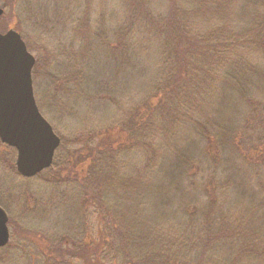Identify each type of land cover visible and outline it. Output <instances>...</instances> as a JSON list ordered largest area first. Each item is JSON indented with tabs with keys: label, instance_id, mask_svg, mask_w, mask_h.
Wrapping results in <instances>:
<instances>
[{
	"label": "trees",
	"instance_id": "trees-1",
	"mask_svg": "<svg viewBox=\"0 0 264 264\" xmlns=\"http://www.w3.org/2000/svg\"><path fill=\"white\" fill-rule=\"evenodd\" d=\"M158 1L120 0L93 23L90 1L11 6L49 44L28 49L58 58L41 69L62 142L37 176L64 188L50 199L73 206L72 224L45 264H264V0ZM112 107L120 117L102 118ZM62 113L79 118L75 135ZM15 152L0 140L2 170L18 174Z\"/></svg>",
	"mask_w": 264,
	"mask_h": 264
},
{
	"label": "rangeland",
	"instance_id": "rangeland-1",
	"mask_svg": "<svg viewBox=\"0 0 264 264\" xmlns=\"http://www.w3.org/2000/svg\"><path fill=\"white\" fill-rule=\"evenodd\" d=\"M16 0H0V5L4 7L6 15L3 14L0 17V31L5 32L10 28L16 29V25L21 26L23 28V39L26 41L27 46L32 42L33 44L39 43L41 45L45 44L47 46L46 39H41L39 32L33 28L32 20L28 18V15L26 13V19H21L18 21V17L16 13L11 10V6L13 2ZM20 2H24V0H19ZM46 1V0H44ZM50 1V0H49ZM52 3H57L58 5L62 7H68L70 6L71 11L79 13L84 12L85 8H88L87 4L89 1L92 3L89 6V15H90V22L94 19L100 21L101 18L100 13L101 11H104V14L112 13L111 11L113 8L116 7V2L120 0H51ZM153 3H158V0H150ZM22 2V3H23ZM20 3H16V10L19 9ZM25 6V5H24ZM29 9V4H26V7ZM52 14V13H51ZM53 15V14H52ZM78 17L75 16L74 19H77ZM106 18V17H105ZM110 18H106L104 20L105 22H108ZM18 30V29H16ZM66 35L64 36L66 38V42L69 44H72L73 39H75L77 42L79 40V30L76 27H73L71 29L65 30ZM28 34V36L26 35ZM36 45V44H35ZM49 46V44H48ZM47 46V47H48ZM36 51L33 52L35 57L37 55H42L41 62H39V67L36 68L35 74L33 75V82H34V90H35V96L36 100H38L39 106L42 110V113L47 117L48 115V108L47 103H44L45 99H48V80L45 78V74L48 72L56 71V65H58V58H55L51 55L50 50L52 48H46V52L39 53V48H35ZM34 49V50H35ZM56 51V50H54ZM46 60L44 58V54ZM58 57V56H57ZM37 58V57H36ZM35 58V59H36ZM43 59L46 63L47 71L44 74L43 69H41L43 66ZM37 62V59H36ZM36 66V63H35ZM35 69V67H34ZM33 69V71H34ZM141 89V85H140ZM38 92V93H37ZM126 95V94H125ZM124 95V96H125ZM127 98H124L119 104L120 108L130 106L132 103L136 102V96L129 94L127 95ZM43 102V108L41 107V103ZM113 106V105H112ZM113 111L108 109V111L104 112L103 115L106 118V120L120 117L119 112L115 114L117 108L112 107ZM125 109V108H124ZM47 110V112H46ZM79 110V108H78ZM122 113V111H120ZM64 114L63 120L60 121V128L62 131L63 137H69L72 134L75 135L77 132H79L80 124H79V118L72 117L71 114ZM98 118V117H96ZM49 120V118H47ZM51 121V120H49ZM54 125V124H52ZM258 127V128H256ZM260 127L255 126L253 127L252 124L249 125L248 136L250 138L251 145L257 146L259 141L256 139L260 138ZM60 130V129H59ZM259 131L257 134L255 132ZM58 132V131H57ZM59 133V132H58ZM75 133V134H74ZM71 145V144H70ZM73 145V144H72ZM5 148V146H4ZM251 151L255 152L256 150ZM1 162V160H0ZM236 163H242V160L237 156V162ZM0 200L8 207L10 210L9 212V221L8 226L11 227V232L13 236V244L17 246L16 252H14V255L12 257L13 261H10V257H7L8 262L5 264H45L44 261H42L44 258L41 255L43 252H49L51 248L54 246H57L58 244H55L59 237H61L64 234V230L67 228L66 226H70L72 224V217H69V208H72L73 206L71 204L66 205V199L65 200H55L51 201V194L54 196L61 195L62 191H64V188H59L54 185H49L45 180H43V176H37L35 178H25L21 176V174L18 172V175L14 168L11 167L10 164L6 163L5 169L2 170V166H0ZM248 172V171H247ZM249 173V172H248ZM27 179V180H25ZM27 191V192H26ZM26 195L30 196V199H27L28 197ZM63 198V197H61ZM93 217H95V213L93 212ZM80 225V223L78 222ZM81 226V225H80ZM42 237V238H40ZM264 238V237H263ZM58 242V241H57ZM263 242L262 239H260V243ZM56 248V247H55Z\"/></svg>",
	"mask_w": 264,
	"mask_h": 264
},
{
	"label": "water",
	"instance_id": "water-1",
	"mask_svg": "<svg viewBox=\"0 0 264 264\" xmlns=\"http://www.w3.org/2000/svg\"><path fill=\"white\" fill-rule=\"evenodd\" d=\"M35 58L18 30L0 31V140L16 149V167L24 177L51 167L62 142L36 100ZM8 220L0 205V246L9 241Z\"/></svg>",
	"mask_w": 264,
	"mask_h": 264
},
{
	"label": "flooded vegetation",
	"instance_id": "flooded-vegetation-1",
	"mask_svg": "<svg viewBox=\"0 0 264 264\" xmlns=\"http://www.w3.org/2000/svg\"><path fill=\"white\" fill-rule=\"evenodd\" d=\"M8 226V225H7ZM9 227V241L4 246H0V264H5L8 262L7 257H10V261H13L12 257L14 255V252H16L17 246L13 244V234L11 232V227ZM13 264V263H12Z\"/></svg>",
	"mask_w": 264,
	"mask_h": 264
}]
</instances>
